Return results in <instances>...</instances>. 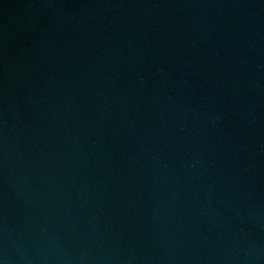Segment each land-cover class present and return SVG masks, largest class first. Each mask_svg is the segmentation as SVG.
<instances>
[{
  "label": "water",
  "instance_id": "95a60500",
  "mask_svg": "<svg viewBox=\"0 0 264 264\" xmlns=\"http://www.w3.org/2000/svg\"><path fill=\"white\" fill-rule=\"evenodd\" d=\"M0 264H264V0H0Z\"/></svg>",
  "mask_w": 264,
  "mask_h": 264
}]
</instances>
